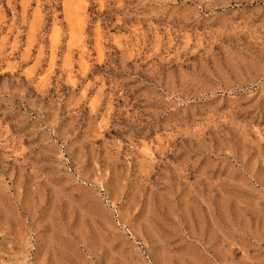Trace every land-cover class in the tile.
<instances>
[{
	"label": "rangeland",
	"instance_id": "1",
	"mask_svg": "<svg viewBox=\"0 0 264 264\" xmlns=\"http://www.w3.org/2000/svg\"><path fill=\"white\" fill-rule=\"evenodd\" d=\"M0 264H264V0H0Z\"/></svg>",
	"mask_w": 264,
	"mask_h": 264
}]
</instances>
